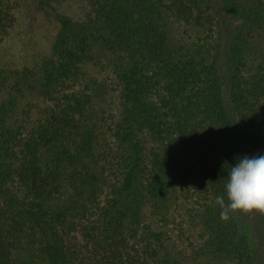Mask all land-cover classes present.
I'll return each mask as SVG.
<instances>
[{"label": "trees", "instance_id": "obj_1", "mask_svg": "<svg viewBox=\"0 0 264 264\" xmlns=\"http://www.w3.org/2000/svg\"><path fill=\"white\" fill-rule=\"evenodd\" d=\"M8 1L0 36L15 23ZM91 3L86 20L58 16L38 67L0 69V264H174L162 218L174 172L195 162L227 204L231 165L264 154V0ZM93 65L119 85L112 130L96 104L102 87L83 79ZM39 98L48 108L16 126ZM221 210L217 202L203 216L205 256L257 264L244 217L224 221Z\"/></svg>", "mask_w": 264, "mask_h": 264}, {"label": "rangeland", "instance_id": "obj_2", "mask_svg": "<svg viewBox=\"0 0 264 264\" xmlns=\"http://www.w3.org/2000/svg\"><path fill=\"white\" fill-rule=\"evenodd\" d=\"M15 14V23L8 34L0 36V69L20 70L36 68L50 55L52 46L59 31V17H67L74 21H83L94 14L91 0H9ZM50 7L47 12L44 8ZM55 14V15H54ZM218 34V28L214 30ZM84 82H89L94 89L102 87L97 106L104 115V123L112 130L122 119V108L119 100V85L109 69L101 65H93L85 71ZM79 88V87H77ZM6 94L0 95V105ZM31 113L27 124L21 113L17 115L15 124L21 129L30 127L49 103L36 99L31 103ZM106 119V120H105ZM112 131H110L109 137ZM111 139V137H110ZM112 142V141H111ZM259 150L246 151L244 156L260 155ZM196 161V159H195ZM185 175V177H182ZM12 190L22 194L19 186ZM70 195L68 188L62 189L61 200ZM217 204L212 192L204 188L199 175V165L195 162L184 172H174L172 197L167 205L163 228L169 233L168 254L174 264H233L231 261L208 258L203 251L208 240L204 233L203 216ZM62 205V204H61ZM146 206L145 213L149 212ZM237 216L242 214V221L251 234L254 249L257 252V264H264V228L259 211L231 212ZM82 226V225H81ZM77 242L84 244V234L80 228L75 232Z\"/></svg>", "mask_w": 264, "mask_h": 264}, {"label": "clouds", "instance_id": "obj_3", "mask_svg": "<svg viewBox=\"0 0 264 264\" xmlns=\"http://www.w3.org/2000/svg\"><path fill=\"white\" fill-rule=\"evenodd\" d=\"M225 188L227 204L224 196L217 197L222 220L227 221L230 212L264 213V154L237 158L235 165H231Z\"/></svg>", "mask_w": 264, "mask_h": 264}]
</instances>
